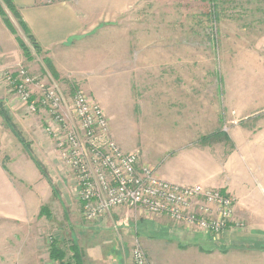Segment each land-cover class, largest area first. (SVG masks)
<instances>
[{"label":"rangeland","instance_id":"rangeland-1","mask_svg":"<svg viewBox=\"0 0 264 264\" xmlns=\"http://www.w3.org/2000/svg\"><path fill=\"white\" fill-rule=\"evenodd\" d=\"M0 10V38L3 40L5 32L10 34L12 45L19 49L18 53L8 56L0 53V72L24 68L34 78L32 89H38L34 92L36 98L42 87L58 85L67 106L71 107L74 94L84 91L90 99L100 103L105 113L109 110L114 114L115 129L118 133V125L121 127L119 132L128 146L140 145L143 152L148 146L145 141L150 138L157 151L167 150L170 144H182L184 140L217 150L213 159H197L189 171H183V177L192 183L186 185L220 187L232 192L236 202L234 226L219 237L205 233L204 238L193 241L183 237L187 229L177 227L169 219L163 225L141 222L142 243L131 241V247L126 249V264H132V251L137 245L144 249L150 264H214L218 263L219 253L240 245L256 246L260 250L252 247L253 251L264 252V159L243 158L228 135L225 119L229 109L233 110L227 100L229 88H240L244 72L253 71L256 76L264 72V0H140L131 6L139 22L126 27L129 47L99 50L110 61L95 72L78 73L80 81L54 78L43 57L31 46L18 19L1 0ZM20 39L30 45L31 60L23 55ZM253 55L255 58L251 59ZM139 74H148L149 78L140 81ZM166 74L170 76L168 81ZM0 81L5 89L10 88L2 73ZM258 85L259 80L254 86L257 90ZM20 118L32 127H43V122L47 125L42 106L35 113L19 106L14 122ZM0 130H3L1 124ZM159 132L164 134L159 135ZM44 140L36 142L37 155L49 170H61L63 181L59 180L60 185L75 187L70 169L60 166L59 155L53 153L55 142L44 143ZM232 148L235 153L222 160L220 153ZM11 155L18 156L15 160L21 161L16 148H12ZM23 156L28 159L27 155ZM29 164L23 165V173L27 175L23 177L33 181L36 180L34 172L39 174L40 170L34 162ZM43 178L47 184V179ZM55 195L51 207L43 208V216L48 220V228L44 230L48 241L40 263L52 262L51 244L56 239L49 227H55L54 220L62 216L63 211L58 201L61 197ZM75 202L78 206L77 196ZM50 215L54 220L48 218ZM75 216L74 211L72 217ZM127 225L134 236L136 225ZM31 228L34 229V225ZM107 247H104L105 253L110 252Z\"/></svg>","mask_w":264,"mask_h":264},{"label":"crops","instance_id":"crops-1","mask_svg":"<svg viewBox=\"0 0 264 264\" xmlns=\"http://www.w3.org/2000/svg\"><path fill=\"white\" fill-rule=\"evenodd\" d=\"M13 1L22 20L25 21L46 56L53 61L60 77H68L70 80L73 78L76 81L79 80L77 74L81 71L95 72L100 65L108 64L110 60L106 57L107 55L99 50L129 47V40L125 36L128 32L126 27L139 22L138 14L135 13V10H131V6L140 0H65L53 3H46L43 0ZM2 39L0 38V46L3 49L0 48L2 50L0 53L7 56L15 52L18 53L19 49L16 50V47L12 45L10 34L5 32ZM125 41L127 42L124 43ZM1 58L4 59L3 56ZM253 58H255L254 55L251 59ZM4 60L8 61V59ZM252 68L250 66V70ZM139 75L140 81L149 78L148 74ZM169 77L166 74L167 81ZM257 80H259L258 90L254 88ZM238 87L240 88H229L227 93V100L233 105L231 106L233 110L229 109L225 118L226 124H228L226 128L228 135L236 144L243 158L264 159V72L259 76H256L253 71L251 73L244 72ZM9 91L1 85L0 81V99L4 101L14 120L19 106L23 109L25 106ZM33 91L38 92V89L33 88ZM65 113L73 119L68 108ZM106 113L112 124L113 137L123 149L128 152L138 151L141 153V161L147 164L148 161L152 162L158 174L170 182L181 183V185L192 184L185 180L183 171H189V167H193L194 162L199 158L213 159L217 152L209 146L199 143L188 144L185 140L182 144H170L171 146L166 147L167 150L163 148L157 151L153 145L155 142L151 138L150 140L145 139V144L148 146L143 152V147L140 145L128 146V143L122 138V133L119 132L121 127L119 128L118 125V133L115 129L114 114L109 110ZM216 114L218 113L216 112ZM0 124L3 126V130H0V264L40 263L39 259L42 257L48 241L47 234L44 232L48 220L46 216H43L42 210L45 206L50 205L51 207L55 194L61 197V200L58 199V201L62 205L63 211L62 216H58L55 220L51 216L53 214L48 217L54 220L55 224V227L50 225L49 229L55 235L60 246L68 251V256L71 253L67 249L68 246L73 241L77 242L84 256V264H126V249L131 247V241L141 242L139 223L150 222L163 225L168 220L166 217L149 215L140 209L120 207L101 220L86 221L82 215L80 202L78 206L75 202V197L78 198L75 187L70 184L69 187L68 184L65 187L63 184L60 185L59 180L63 181L60 179L61 170L60 172L55 169L49 170L41 157L38 156L39 154L37 155L35 148L37 141L45 139L44 143L51 141L52 144L54 143L52 137L46 136L48 133L45 123L43 122V127L41 125L36 128L21 118L15 122L24 138L31 143L33 153L46 166L56 190L48 180L46 184L43 178L45 176L41 172L39 174L34 172L33 177L36 180L33 181H28L23 177L27 176L26 172L23 173L25 171L23 165L25 163L30 165V161H34L18 137L5 125L1 116ZM163 134V132H159V135ZM172 134L178 135L177 133ZM2 137L4 138L3 142L1 141ZM13 147L21 156L19 157L20 162L15 160L18 156L13 158L11 155ZM53 153L59 155L56 147ZM232 153H235L233 148L226 153L221 152L222 160L228 159ZM23 154L27 155L28 159ZM7 156L10 158L8 161L6 160ZM60 166L63 165L60 163ZM70 177L72 179L71 175ZM68 180L67 182H69ZM74 211L75 218L72 217ZM127 224L136 225L134 236H131L126 227ZM32 225H34V229L31 228ZM191 232L184 233L183 237L193 241L204 238L203 234L205 233ZM108 244L110 248L107 247ZM104 247L109 248L110 252L105 253ZM252 247L240 245L225 251L226 253H219L218 263L214 264H264V252L253 251ZM255 247H253L255 250H260Z\"/></svg>","mask_w":264,"mask_h":264},{"label":"built area","instance_id":"built-area-1","mask_svg":"<svg viewBox=\"0 0 264 264\" xmlns=\"http://www.w3.org/2000/svg\"><path fill=\"white\" fill-rule=\"evenodd\" d=\"M1 73L9 90L29 112L44 108L46 131L56 144L61 164L72 173L86 221L96 222L117 208L127 207L166 217L188 231L216 237L234 226L236 202L232 192L163 179L155 167L141 161L137 152L125 151L119 145L105 110L84 91L74 94L69 107L58 85L42 87L36 98L34 78L24 68ZM66 108L73 119L65 113ZM132 264H150L139 245L132 251Z\"/></svg>","mask_w":264,"mask_h":264},{"label":"trees","instance_id":"trees-1","mask_svg":"<svg viewBox=\"0 0 264 264\" xmlns=\"http://www.w3.org/2000/svg\"><path fill=\"white\" fill-rule=\"evenodd\" d=\"M1 1H3L6 4L8 9L11 11V13L14 14L15 17L18 19V22H19L21 28L24 30V33H25L27 39L31 43V46L34 48V50L36 51V53L39 56L43 57V61H44L45 66L47 67V69H49L50 73L53 74L54 78L59 79L60 75H59L57 69L55 68V66L53 64V61L48 56H46V53L41 48V46L38 43V41L36 40L35 36L30 31L29 27L27 26L25 21L22 20L20 13L14 4V1L13 0H1ZM19 44H20V47L23 49V53H24L25 57L28 60H31L32 55H31L30 45L24 39H22V40L20 39ZM0 116L3 118L5 125L9 129H11L13 131V133L18 137L19 141L23 144L24 148L26 149V151L28 152V154L30 155L32 160L35 162V164L38 167V169L40 170V172L46 177L48 182L56 190L54 183H53V180H52L46 166L33 153L31 143L24 138V136L22 135V133L18 129L17 125L15 124V122L13 120L12 115L10 114L9 110L6 108L4 101L2 99H0ZM5 167L7 168V166H5ZM43 212H44V209L42 210V213ZM67 249L71 251V256H68V253H67L68 251L65 248H63L62 246H60L59 242H57L56 240L52 241L51 250H50L51 259L58 261L59 264H84V260H83L84 256H83L82 250L80 249L79 244L77 242H75V241L71 242Z\"/></svg>","mask_w":264,"mask_h":264}]
</instances>
